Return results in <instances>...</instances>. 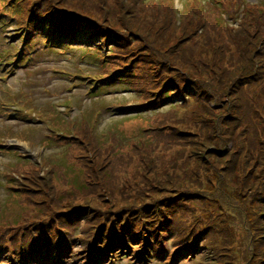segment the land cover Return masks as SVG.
Here are the masks:
<instances>
[{"label":"rangeland","instance_id":"rangeland-1","mask_svg":"<svg viewBox=\"0 0 264 264\" xmlns=\"http://www.w3.org/2000/svg\"><path fill=\"white\" fill-rule=\"evenodd\" d=\"M247 5L0 0V264H264V50L225 30ZM171 184L194 201L165 209Z\"/></svg>","mask_w":264,"mask_h":264},{"label":"trees","instance_id":"trees-1","mask_svg":"<svg viewBox=\"0 0 264 264\" xmlns=\"http://www.w3.org/2000/svg\"><path fill=\"white\" fill-rule=\"evenodd\" d=\"M261 2L260 4L262 5L263 2L262 3ZM48 14L49 13L43 14V12L41 14L34 13V15L32 16L31 23L34 27L44 30L46 34L53 35L54 37L53 42H55V44L65 42V40H67V42L74 43L82 38L81 35L83 32V28H81L80 26L82 25L81 22H78V21L70 19L69 17H66L65 18L66 22L71 23L70 26H67L64 19L54 17L53 15L48 16ZM240 18L241 19H240L239 27L237 28V34L235 33L234 28H230L228 27V25H226L225 30L228 32L234 33L233 39L236 40L237 43L240 37H243L244 39H250L251 43H249L248 47L253 48V46H255L257 48H260L261 49L260 52L261 54H263V50H264L263 49V46H264V9L261 7H257V6L254 7V5H247V7H244V9L242 10V13L240 14ZM48 24L50 25V29L47 27ZM233 39L231 42L232 45L236 44V42ZM170 96L171 95H166L165 99L167 100L168 97ZM231 140H234V138ZM213 148H215V151H214L215 153L214 154L211 153V156L216 159H221V157L225 155L228 156L231 153V151H227L224 147L222 146L220 147L218 144L215 145V147ZM242 152L243 151H241V153ZM248 153L251 154V151L249 150ZM236 154H234L233 157L237 156ZM203 162H209V159H206V160L203 159ZM235 162H236V158H232L231 160L227 161L225 165L226 168L230 171V167H233ZM212 166L216 167L215 164H212ZM218 174H219L218 177H221V174H223V172L219 171ZM189 184H192V183L189 182ZM189 184L187 183L188 186ZM172 187L176 191L180 190V192L170 199L171 202L169 204L164 205L165 209L169 207L170 205H175L174 200H176L179 197H180V204L178 205L179 208H181L185 202L194 201L193 199H191V196L195 195L192 191L181 189L182 187H174V186ZM217 192H218L217 194L214 193L212 195L213 196L221 195L222 197L223 192L220 187H219V191ZM187 198L189 199L186 201L185 199ZM173 209L174 208H171V210ZM166 218H168L167 215H166ZM158 221H160L161 224H168V223L170 224V221H168V219L165 221H162V220H158ZM132 228H133L132 224H128L124 226V229L126 230V234H129ZM196 238L194 241L195 246H197V241H198V238L197 239ZM35 245L37 246V244L31 245V248L36 247Z\"/></svg>","mask_w":264,"mask_h":264},{"label":"bare ground","instance_id":"bare-ground-1","mask_svg":"<svg viewBox=\"0 0 264 264\" xmlns=\"http://www.w3.org/2000/svg\"><path fill=\"white\" fill-rule=\"evenodd\" d=\"M15 143L19 144L20 146H22L23 150H30V151H34L29 144L26 143H20L18 141H15Z\"/></svg>","mask_w":264,"mask_h":264}]
</instances>
